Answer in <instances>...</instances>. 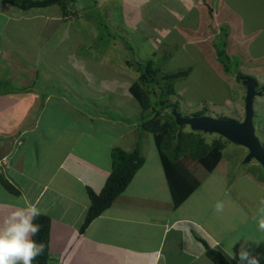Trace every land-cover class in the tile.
<instances>
[{
  "label": "crops",
  "instance_id": "obj_1",
  "mask_svg": "<svg viewBox=\"0 0 264 264\" xmlns=\"http://www.w3.org/2000/svg\"><path fill=\"white\" fill-rule=\"evenodd\" d=\"M82 2L84 4V0ZM167 4L161 16L151 14L152 37L165 42L171 34H177L180 40L172 44L173 48L180 44L183 52L189 51L185 55L190 60L203 59L206 51L193 57L189 55L195 45L186 42L185 37L195 22L201 21V11L204 22L208 15L209 20L213 19L214 11V22L219 25L228 57L238 55L244 63L242 75L252 77L264 88V0H168ZM59 10V5L23 10L0 0V74L3 76L0 86L12 83L11 88L0 91V175L20 191V196H15L0 182L3 197L0 198V220L15 208L24 207L26 201H39L41 213L52 220L50 256L53 264H214L207 257L202 241L228 259V253H238L240 244L247 241L252 254L264 260L261 257L264 232L258 230L256 222L260 212L256 214L253 207L254 193L259 196L257 190L264 191V185L248 170L249 183L237 186L235 191H229L226 186V196L220 198L216 196L217 184L212 183L210 188L200 181L199 161L182 156L180 161L198 179L200 186L175 208L154 136L158 159L143 150L142 142L149 136H140L139 123V127H127L110 119L103 120L101 116L79 109L63 96L40 89L39 71L22 63L36 67L40 48L27 50L22 45L26 40L14 43L12 36L22 35V31H18L20 25L25 30L32 25L43 31L50 26L59 33L61 24L52 23L61 17ZM45 13H49L51 22L45 20ZM191 15L195 16L193 23H185V18ZM37 17L43 19L42 22H34ZM179 25L183 27L181 34ZM59 34L66 38L62 31ZM6 67H12L14 73L6 75L2 71ZM26 68L30 72L25 71ZM263 91L259 97L264 98ZM262 134L264 138V132ZM263 138L260 140L264 141ZM115 148L127 152L139 148L145 164L126 191L81 234L91 205L88 189L98 194L103 190L112 172L111 154ZM224 161L223 154L212 172L198 165L215 181L228 175ZM237 180L235 178V182ZM261 193L264 200V192ZM218 200L225 205L222 213L214 209ZM205 201L211 204L208 211L204 210ZM254 229L258 235L253 241L241 239L244 232ZM229 261L237 264L235 259Z\"/></svg>",
  "mask_w": 264,
  "mask_h": 264
},
{
  "label": "rangeland",
  "instance_id": "obj_2",
  "mask_svg": "<svg viewBox=\"0 0 264 264\" xmlns=\"http://www.w3.org/2000/svg\"><path fill=\"white\" fill-rule=\"evenodd\" d=\"M167 2L168 0H85V3L82 4V0H74L73 3L70 2V5H67V8H71L69 10H64L59 6L61 11L59 10L58 13L61 14V17L52 22L56 25L61 24L63 29L61 31L69 39L61 38L59 34L61 31L58 33L50 26L43 31L44 29L32 25L25 30V27L20 25L18 31L21 30L22 35H13L12 37L15 39L13 42L16 43L23 39L26 40L21 41L25 49L40 48V57L36 67L22 61L25 67L29 65L31 70L39 71L40 89L63 96L69 103L90 115L101 116L103 120L110 119L111 122L121 126L137 125L139 127L138 123L143 119V116L159 110L163 123H171V119L167 118L174 108L169 106L177 104L178 109H176L184 117H190L203 111L206 116L212 118L230 119L235 122L243 121L245 117L243 105L247 89L243 81L237 80L236 76L245 71L244 63L237 57L238 55L229 56L226 61L229 64L230 72H227L224 68L225 63L219 61L218 52L223 50L224 46L223 38L220 36L221 32L218 29L219 25L214 22L215 12L212 11L211 14L213 19L209 20L208 15L207 21L204 22V14L201 11V21L195 22L193 28L190 29L191 32L186 31L185 34H189L186 36L187 38L185 37L186 42L194 43L195 48L199 50L194 48V52H190L189 55L193 57L195 54L198 55L206 51V57L203 59L190 60L185 55L189 51L183 52L182 45L178 44L177 48L172 47V44L176 45L180 40L179 35L171 34L165 42L161 41L159 37L151 36V14L157 13L161 16L162 10L167 9ZM88 4L91 7L88 10L84 9ZM73 10H78L79 14L71 17ZM48 15L49 13H45L44 18L51 22L52 18ZM194 19L195 16L191 15L189 19L185 18V23H193ZM33 20L40 23L43 19L37 17ZM98 22H104L105 27L100 26V28ZM182 28L179 25L178 32L180 34L183 32ZM47 32L50 33L49 36H47ZM153 32L156 33L157 30H153ZM211 50L214 52L212 53ZM128 62L133 63L130 66ZM139 63L151 64L157 69L158 78L162 80L170 74L188 72L187 77L183 79L163 82L169 86L162 90L171 91L165 97L169 102L167 109L162 110L160 100L151 94L152 87L143 85L139 81L140 73L135 67ZM27 70L30 72V69L26 68L25 71ZM2 71L6 75L14 73L12 67H6ZM0 78L3 76L1 75ZM11 84L10 82L2 84L0 91L4 88H11ZM134 84L140 86L141 90L147 93L149 110L146 112H143L131 90L129 92ZM31 85H33V81ZM257 90L260 92L264 88L259 84ZM253 106L256 114L254 118L256 133L259 138H263L264 98L256 97ZM138 127L137 129H139ZM139 131L140 136L143 134L149 136L145 142L140 141L144 144L143 150L149 155H155V158L158 159L153 134L149 131L143 132L142 129ZM178 131L175 129L173 132L177 133ZM191 131L189 126L183 128L185 133ZM137 134L138 132H135V135ZM201 135L208 144H213L216 141L214 139H219L217 141H222L225 145L223 150L225 161L223 163L228 169V175L225 178L216 177L217 179L212 181V176L206 174V170L197 163V166L202 170L198 175L200 181L206 186L210 185V188L212 183L219 186L216 196L224 198L226 186H229V191H235L237 186L248 184V175L250 174L264 185L263 168L255 161L244 164L248 154L245 148H240L216 134L202 133ZM246 171L250 174L247 175ZM235 178L238 179L236 182ZM257 191L260 194L257 196V193H254L255 204L253 206L256 214L262 207L261 192H264L263 190ZM0 198L3 199L1 196ZM198 199L199 197L196 198V200ZM204 207L202 206V209L208 211L211 204L205 201ZM257 235L258 231L254 229L244 232L241 239L253 241ZM263 255L261 257H264ZM259 262L263 264L264 260H259Z\"/></svg>",
  "mask_w": 264,
  "mask_h": 264
},
{
  "label": "trees",
  "instance_id": "obj_3",
  "mask_svg": "<svg viewBox=\"0 0 264 264\" xmlns=\"http://www.w3.org/2000/svg\"><path fill=\"white\" fill-rule=\"evenodd\" d=\"M70 2L73 3L74 0H5V3L18 6L23 10L48 8L54 5H59L64 10H69L71 8H67V5H70ZM89 7L91 6L88 4L86 5V8H83L88 10ZM78 14V10H73L71 17L77 16ZM98 25L99 27H105L104 22H98ZM226 35L227 34L224 33V37ZM223 46L224 49L219 50L218 52L219 61L225 63V70L230 72L229 64H227L226 61L228 60V55L226 53V43L224 41ZM132 63L133 62H128L130 66ZM135 67L140 73L139 81L143 85L152 87L151 89H153V91L151 94L160 100L163 108L162 110L168 108L169 102H167L168 100L165 99V97L171 93V91L166 92L162 90L169 86L163 82H174L183 79L188 75V72H179L167 75L162 80L158 78V71L151 64L143 65L139 63ZM237 79L240 81L252 80L257 84L255 80L242 74H239ZM130 90L138 101L137 103H139L143 112L148 111L149 98L147 93L142 91L137 84H134ZM169 107L178 109L177 104L170 105ZM160 114L161 112L159 110L152 111L151 114L143 116V119L139 121V124L141 129L149 131L155 138L161 162L171 186L174 206L175 208H178L200 186L198 179H196L180 161L181 157L187 156L193 160L199 161L198 163L203 165L209 172H212L222 159L224 144L222 141H214L213 144H208L202 137V133L193 131L189 133L183 132V128L185 127H179L176 124L175 118L171 112L167 119H171L172 122L163 123ZM203 115H205V113L202 111L193 116ZM175 129L179 131L174 133L173 131ZM111 158L112 172L108 177L103 190L98 194L93 190L88 189L91 205L80 229L81 234H84L90 224L108 210L116 198L126 191L136 173L145 164V158L142 156L139 148H135L132 152L123 151L121 148H115L112 150ZM0 182L6 191L15 196H20V191L3 175H0ZM34 222L41 225V230L37 236L33 237V239L38 242H43L45 250L41 256L37 257V260L34 261L33 264H53L50 256V232L52 220L49 216L41 214V216H39ZM202 243L206 249L207 257L214 264H232L222 252L212 249L204 241H202Z\"/></svg>",
  "mask_w": 264,
  "mask_h": 264
},
{
  "label": "clouds",
  "instance_id": "obj_4",
  "mask_svg": "<svg viewBox=\"0 0 264 264\" xmlns=\"http://www.w3.org/2000/svg\"><path fill=\"white\" fill-rule=\"evenodd\" d=\"M38 203L26 201L24 207L15 208L0 220V264H33L44 253V243L33 239L41 230V225L34 222L42 214ZM260 203L262 207L256 222L258 230L264 232V200ZM224 207V202L219 200L214 205L217 213H222ZM228 255L229 259L237 260V264H259L258 256L252 254L247 241L240 244L238 253Z\"/></svg>",
  "mask_w": 264,
  "mask_h": 264
},
{
  "label": "water",
  "instance_id": "obj_5",
  "mask_svg": "<svg viewBox=\"0 0 264 264\" xmlns=\"http://www.w3.org/2000/svg\"><path fill=\"white\" fill-rule=\"evenodd\" d=\"M247 94L245 98V117L241 122L230 119H216L210 116L184 117L174 108L172 114L179 127L189 126L193 132L216 134L230 143L245 148L248 151L244 164L257 162L264 170V146L257 136L254 124V100L261 96L257 84L251 80H244Z\"/></svg>",
  "mask_w": 264,
  "mask_h": 264
},
{
  "label": "bare ground",
  "instance_id": "obj_6",
  "mask_svg": "<svg viewBox=\"0 0 264 264\" xmlns=\"http://www.w3.org/2000/svg\"><path fill=\"white\" fill-rule=\"evenodd\" d=\"M254 53V52H253ZM204 116H206V115H204ZM261 123V122H260ZM260 126V125H259ZM256 131H257V129H256ZM233 157V156H232ZM246 159V158H245Z\"/></svg>",
  "mask_w": 264,
  "mask_h": 264
}]
</instances>
